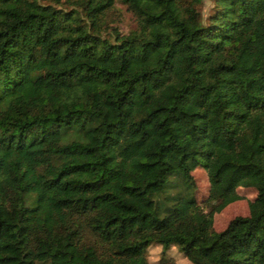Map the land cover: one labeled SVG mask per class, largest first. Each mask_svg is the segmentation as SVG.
<instances>
[{"label":"trees","instance_id":"trees-1","mask_svg":"<svg viewBox=\"0 0 264 264\" xmlns=\"http://www.w3.org/2000/svg\"><path fill=\"white\" fill-rule=\"evenodd\" d=\"M62 1L0 0V264H264V0Z\"/></svg>","mask_w":264,"mask_h":264},{"label":"rangeland","instance_id":"rangeland-1","mask_svg":"<svg viewBox=\"0 0 264 264\" xmlns=\"http://www.w3.org/2000/svg\"><path fill=\"white\" fill-rule=\"evenodd\" d=\"M41 4H48L50 0H37ZM76 0H64L61 8H75L73 2ZM212 0H201L198 10L201 20L204 21L212 7ZM101 35L109 37L110 28H116L120 34H126L135 27V17L127 8L122 0H106V5L101 11ZM192 189L190 195L194 197L197 204L204 212L208 211L207 203L209 184L204 169L196 167L191 171ZM236 194L238 199L226 204L220 211L212 214V228L214 231L222 230L227 222L234 216L247 215L248 203L253 200L255 190L251 187H237ZM146 260L150 264H157L163 257L164 259L176 264H190L175 245H170L163 249L158 244H150L145 251Z\"/></svg>","mask_w":264,"mask_h":264}]
</instances>
